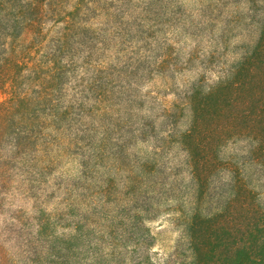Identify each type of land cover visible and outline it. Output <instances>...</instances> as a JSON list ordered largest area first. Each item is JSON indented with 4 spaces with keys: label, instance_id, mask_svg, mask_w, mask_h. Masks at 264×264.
Returning <instances> with one entry per match:
<instances>
[{
    "label": "trees",
    "instance_id": "16d2710c",
    "mask_svg": "<svg viewBox=\"0 0 264 264\" xmlns=\"http://www.w3.org/2000/svg\"><path fill=\"white\" fill-rule=\"evenodd\" d=\"M0 264H264V0H0Z\"/></svg>",
    "mask_w": 264,
    "mask_h": 264
},
{
    "label": "rangeland",
    "instance_id": "374dc122",
    "mask_svg": "<svg viewBox=\"0 0 264 264\" xmlns=\"http://www.w3.org/2000/svg\"><path fill=\"white\" fill-rule=\"evenodd\" d=\"M188 74H189V76L193 77V76H195L196 73L195 72H191V73H188ZM152 226H155L156 231L160 230L161 227H163V230H161V231L169 230L168 232H166V234L163 235L162 238L165 239L166 241L170 242V243H172L173 239L177 236L176 232L171 231L173 229H170L171 227H170L169 223L166 220L165 221H163V220L157 221ZM156 248H159V243H157Z\"/></svg>",
    "mask_w": 264,
    "mask_h": 264
}]
</instances>
